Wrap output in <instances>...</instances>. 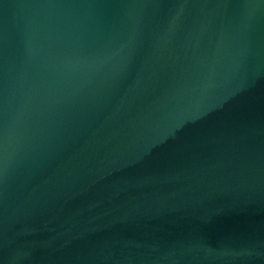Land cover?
Segmentation results:
<instances>
[{
	"label": "water",
	"instance_id": "1",
	"mask_svg": "<svg viewBox=\"0 0 264 264\" xmlns=\"http://www.w3.org/2000/svg\"><path fill=\"white\" fill-rule=\"evenodd\" d=\"M0 264H264V0H0Z\"/></svg>",
	"mask_w": 264,
	"mask_h": 264
}]
</instances>
